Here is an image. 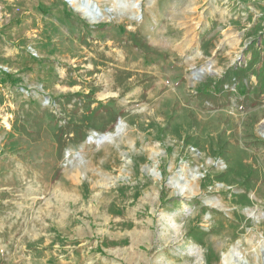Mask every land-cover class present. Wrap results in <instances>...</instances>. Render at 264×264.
Listing matches in <instances>:
<instances>
[{
	"label": "rangeland",
	"instance_id": "1",
	"mask_svg": "<svg viewBox=\"0 0 264 264\" xmlns=\"http://www.w3.org/2000/svg\"><path fill=\"white\" fill-rule=\"evenodd\" d=\"M60 1L0 0V264H264V0Z\"/></svg>",
	"mask_w": 264,
	"mask_h": 264
},
{
	"label": "crops",
	"instance_id": "2",
	"mask_svg": "<svg viewBox=\"0 0 264 264\" xmlns=\"http://www.w3.org/2000/svg\"><path fill=\"white\" fill-rule=\"evenodd\" d=\"M57 12L59 13V15L61 16L60 17V20L62 21H66V18H70V16H67L66 15V10H65V7H64V2L63 0L60 1V5L57 6ZM65 17V18H64ZM56 25V24H55ZM70 33H72V30L70 28L69 30ZM66 34V33H65Z\"/></svg>",
	"mask_w": 264,
	"mask_h": 264
},
{
	"label": "bare ground",
	"instance_id": "3",
	"mask_svg": "<svg viewBox=\"0 0 264 264\" xmlns=\"http://www.w3.org/2000/svg\"><path fill=\"white\" fill-rule=\"evenodd\" d=\"M77 0H69V2L70 3H75ZM76 7H82V8H86L87 9V6H85V4H83L82 6H81V4H76ZM90 8V7H89ZM96 8V7H95ZM91 10H88L87 9V13L86 14H95V12H94V10L92 9V8H90ZM98 10V9H97ZM84 12H86V11H84ZM96 14H99L98 12H96ZM93 16V15H92ZM92 138V137H91ZM92 140H93V138H92ZM180 191L181 192H183V188L181 187L180 188ZM225 263H227V262H225ZM228 264V263H227Z\"/></svg>",
	"mask_w": 264,
	"mask_h": 264
},
{
	"label": "water",
	"instance_id": "4",
	"mask_svg": "<svg viewBox=\"0 0 264 264\" xmlns=\"http://www.w3.org/2000/svg\"><path fill=\"white\" fill-rule=\"evenodd\" d=\"M90 8H92L93 10H94V12L96 13L97 12V10H96V8L95 7H93V6H90ZM95 8V9H94Z\"/></svg>",
	"mask_w": 264,
	"mask_h": 264
}]
</instances>
